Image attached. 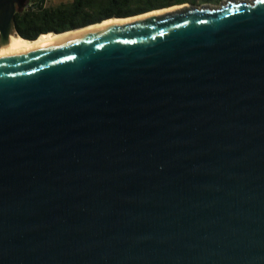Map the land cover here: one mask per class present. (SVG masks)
I'll return each instance as SVG.
<instances>
[{
	"label": "water",
	"instance_id": "water-1",
	"mask_svg": "<svg viewBox=\"0 0 264 264\" xmlns=\"http://www.w3.org/2000/svg\"><path fill=\"white\" fill-rule=\"evenodd\" d=\"M177 6L0 58V264H264V0Z\"/></svg>",
	"mask_w": 264,
	"mask_h": 264
},
{
	"label": "trees",
	"instance_id": "trees-1",
	"mask_svg": "<svg viewBox=\"0 0 264 264\" xmlns=\"http://www.w3.org/2000/svg\"><path fill=\"white\" fill-rule=\"evenodd\" d=\"M222 0H71L58 5L30 0L16 11L14 33L34 40L42 33L64 32L111 17H128L183 3H216Z\"/></svg>",
	"mask_w": 264,
	"mask_h": 264
},
{
	"label": "bare ground",
	"instance_id": "bare-ground-1",
	"mask_svg": "<svg viewBox=\"0 0 264 264\" xmlns=\"http://www.w3.org/2000/svg\"><path fill=\"white\" fill-rule=\"evenodd\" d=\"M176 6V5H175ZM177 7V6H176ZM176 7H169V8H164V9H158V10H153L151 12L143 13L140 15H135L131 17H126V18H108L103 20L102 22L96 23V24H91L86 27H81L73 30H69L63 33H54V32H47L41 34L38 38L31 40L22 37L21 35L18 34H9V37L7 39L6 44H1L0 46V58L7 56V55H12V54H20L23 52H27L30 50H34L43 46H47L51 43H54L56 41H60L72 36H76L82 32L88 31V30H93L96 28L112 25L115 23H126L130 21H134L137 19L145 18L146 16H149L150 14L158 13V12H163L166 10H171Z\"/></svg>",
	"mask_w": 264,
	"mask_h": 264
},
{
	"label": "rangeland",
	"instance_id": "rangeland-1",
	"mask_svg": "<svg viewBox=\"0 0 264 264\" xmlns=\"http://www.w3.org/2000/svg\"><path fill=\"white\" fill-rule=\"evenodd\" d=\"M71 0H48V4H51V5H58L60 3H63V2H69ZM224 1V0H222ZM221 1V2H222ZM30 0H17V8L20 9V8H23L25 6H27L29 4ZM207 3V2H206ZM210 4H216V3H210ZM217 5V4H216ZM177 6V5H176ZM176 6H172V7H176ZM178 7V6H177ZM158 10V9H157ZM12 34H15L14 32ZM1 46V44H0ZM2 49V48H1ZM0 49V50H1Z\"/></svg>",
	"mask_w": 264,
	"mask_h": 264
}]
</instances>
